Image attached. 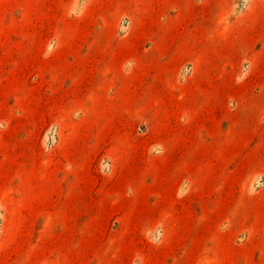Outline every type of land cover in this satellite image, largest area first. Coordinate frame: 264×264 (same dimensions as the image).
<instances>
[{
	"label": "rangeland",
	"instance_id": "rangeland-1",
	"mask_svg": "<svg viewBox=\"0 0 264 264\" xmlns=\"http://www.w3.org/2000/svg\"><path fill=\"white\" fill-rule=\"evenodd\" d=\"M0 264H264V0H0Z\"/></svg>",
	"mask_w": 264,
	"mask_h": 264
}]
</instances>
